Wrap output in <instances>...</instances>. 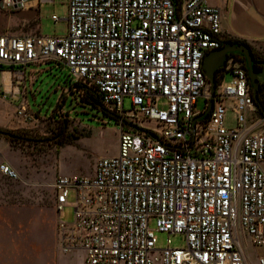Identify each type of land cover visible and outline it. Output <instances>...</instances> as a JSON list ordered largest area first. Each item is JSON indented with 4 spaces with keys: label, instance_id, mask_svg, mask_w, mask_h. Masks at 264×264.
Here are the masks:
<instances>
[{
    "label": "built area",
    "instance_id": "2783aa9c",
    "mask_svg": "<svg viewBox=\"0 0 264 264\" xmlns=\"http://www.w3.org/2000/svg\"><path fill=\"white\" fill-rule=\"evenodd\" d=\"M207 1L66 0L63 35L0 33L1 99L4 70L14 87L26 67L50 62L67 69L68 91L98 95L119 120L115 155L52 184L61 252L82 251L84 264H249L244 243L264 249V114L238 57L225 58L211 93L203 60L223 40L220 10ZM16 111L24 113V101ZM0 173L17 177L6 164ZM69 193L73 219L64 222ZM157 233L183 235L184 244L167 239L157 249Z\"/></svg>",
    "mask_w": 264,
    "mask_h": 264
},
{
    "label": "rangeland",
    "instance_id": "374dc122",
    "mask_svg": "<svg viewBox=\"0 0 264 264\" xmlns=\"http://www.w3.org/2000/svg\"><path fill=\"white\" fill-rule=\"evenodd\" d=\"M27 1L26 9L11 10L0 7V29L3 24L10 22L11 28L7 31L17 34L41 32L43 35L52 36L65 33L66 0H54L53 3L41 2L45 0ZM174 1L178 3L180 0ZM52 14L60 20L56 22L51 20ZM27 16L28 20H24L23 18ZM256 54L258 64L261 66L256 78L258 82H262L264 51ZM40 65L46 68V72L37 80L32 90L27 85V69L21 79L13 78V84L18 89L7 92L4 100L0 99V129L13 132L19 140L28 144V152L33 155L38 172L47 167L55 169L58 166V172L61 174L64 172L72 175L88 174L96 158L116 154L117 140H114L113 136L118 138L119 120L112 113L99 112L90 105L81 103L80 94L68 91L71 83L66 68L56 67L50 62ZM229 79V73H224L223 80L227 82ZM22 101L25 111L18 115L16 110ZM203 102V98H199L195 109L201 110ZM122 108L131 109L128 97L124 98ZM102 113L107 114L109 118ZM232 122L233 114L228 111L225 114V125L229 127ZM2 189L16 193L27 189L28 193H31L30 197L26 201L25 196L18 198L17 203L48 212L49 216L45 214L39 216L43 222L55 226L56 232L57 219L51 186L26 187L23 183L0 177V191ZM19 196H22L21 193ZM73 201L74 194L69 193L67 205L61 210V220L64 222H71L73 219ZM167 239L171 247H181L184 244L183 235L157 233L156 248H164ZM244 245L248 263L256 264L255 255L264 253V249H253L247 242Z\"/></svg>",
    "mask_w": 264,
    "mask_h": 264
},
{
    "label": "crops",
    "instance_id": "0c3cea01",
    "mask_svg": "<svg viewBox=\"0 0 264 264\" xmlns=\"http://www.w3.org/2000/svg\"><path fill=\"white\" fill-rule=\"evenodd\" d=\"M207 2L220 10L223 41L243 42L254 53L264 51V0H208ZM23 19L28 20V16ZM10 28L11 23L7 22L2 25L0 33L17 34L7 31ZM39 34L43 35L41 32ZM243 62L246 65L245 58ZM222 65L215 68L216 74L221 70ZM26 69L28 70L27 85L32 90L37 80L46 72V68L33 64ZM12 70L20 71L22 68L14 67ZM6 73H8L7 76H5ZM10 78L11 71L4 70L2 90L5 95L11 90L18 89L11 86ZM113 138L117 140L116 137L113 136ZM28 150L27 143L17 147L9 139L4 138L0 143V164L8 165L17 177L12 179L1 173L0 177L23 183L26 187L34 185L52 187L57 175H72L68 172L59 173L58 166L55 169L47 167L38 172L33 155H30ZM91 171L92 168L88 174ZM19 193L22 196H19ZM19 193L3 189L0 191V264H84L82 251L63 253L58 249L55 226L43 222L42 217L39 216L44 214L49 216V213H45L40 208L17 203L16 199L25 196L26 201L31 195L27 189Z\"/></svg>",
    "mask_w": 264,
    "mask_h": 264
},
{
    "label": "water",
    "instance_id": "95a60500",
    "mask_svg": "<svg viewBox=\"0 0 264 264\" xmlns=\"http://www.w3.org/2000/svg\"><path fill=\"white\" fill-rule=\"evenodd\" d=\"M1 1L2 0H0V6H1ZM231 52H237V53L242 54L244 56L245 63H246L245 66H246L249 81L251 84L253 97H256V89L258 87V81H257L256 75L258 73L255 74L252 71L251 58L249 56L248 49L243 44L236 45L233 43L225 44L223 47H221L217 50L211 51L210 53H208L205 56V58L203 60L204 74L210 82L211 93H213L214 89H215V68L217 66L222 65L223 61L226 58V54L231 53ZM210 108H211V103L209 104L208 110Z\"/></svg>",
    "mask_w": 264,
    "mask_h": 264
},
{
    "label": "trees",
    "instance_id": "16d2710c",
    "mask_svg": "<svg viewBox=\"0 0 264 264\" xmlns=\"http://www.w3.org/2000/svg\"><path fill=\"white\" fill-rule=\"evenodd\" d=\"M229 43H233V44H236V45L243 44L248 49V53H249V56L251 58L252 71L255 74L260 72L261 66L258 64L259 61H258V58H257V54L254 53L252 51V49L247 44H245L243 42H239V41H233V42L223 41L222 44L225 45V44H229ZM229 56H236V57H239L242 61H244L243 55L239 54L237 52L227 53L226 57H229ZM75 87L76 88H80V86L77 85V84H75ZM263 90H264V81L258 82V87L256 89V97H253V98H254V103L257 106V108L259 109V111L264 114ZM80 102L90 105L92 108L98 110L99 112L102 111V112L110 114V112H108L107 110L102 108L98 95H95V94H93L92 92H90L88 90L82 91V94L80 95ZM105 113H102V114L104 116L108 117V115L105 114ZM112 114H114V113H112ZM114 116L116 117L115 114H114ZM0 134L4 135L10 141H12L13 139L18 138V136L15 135L13 132L5 131V130H2V129H0Z\"/></svg>",
    "mask_w": 264,
    "mask_h": 264
},
{
    "label": "bare ground",
    "instance_id": "6f19581e",
    "mask_svg": "<svg viewBox=\"0 0 264 264\" xmlns=\"http://www.w3.org/2000/svg\"><path fill=\"white\" fill-rule=\"evenodd\" d=\"M7 74H8V73H6V75H5V76H7ZM8 82H9V81H8Z\"/></svg>",
    "mask_w": 264,
    "mask_h": 264
}]
</instances>
